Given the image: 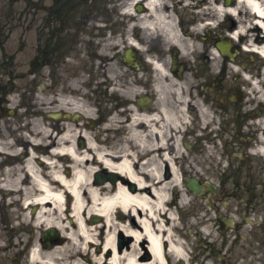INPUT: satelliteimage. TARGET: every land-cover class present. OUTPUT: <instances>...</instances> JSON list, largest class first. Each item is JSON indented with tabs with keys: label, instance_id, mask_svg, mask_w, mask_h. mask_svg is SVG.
I'll return each instance as SVG.
<instances>
[{
	"label": "flooded vegetation",
	"instance_id": "obj_1",
	"mask_svg": "<svg viewBox=\"0 0 264 264\" xmlns=\"http://www.w3.org/2000/svg\"><path fill=\"white\" fill-rule=\"evenodd\" d=\"M24 2L25 21L20 27L29 54L24 55L22 71L14 73L13 55H0V123L6 132L10 136L14 132L8 120L19 111L14 105V86L22 79L20 106L24 111L38 108L39 93L44 99L52 95L42 115L51 140L50 146L42 145L46 154L63 129L83 149L77 124L88 120L89 137L103 139L105 154L116 163L126 158L130 170L137 171L135 182L108 169L94 175L96 184L122 186L132 194L141 190L150 204L152 191L168 199L137 208L135 216L114 209L112 223L130 228L111 231L113 252L122 256L130 250L135 241L132 232L138 234L134 255L138 264L154 260L146 234L162 237L163 264H264V155L257 152L264 139L260 82L264 59L242 54V39L232 43L228 55L219 49L229 34L224 30L236 27V22L223 20L220 9L236 8V14H249V9L237 6L236 0H134L130 7L134 17L119 22L120 28L133 23L138 31L132 34L133 55L124 54L127 48L118 55L116 75L98 70L105 85L115 81L123 91L101 92L94 110L86 106L92 116L76 118L64 101L55 105L56 99H63L67 91L66 95L72 94L69 90L77 73L89 79L82 85L92 97L89 88L94 71L85 63L81 65L89 70L73 71L69 62L78 56L81 44L104 39L96 35L94 16L125 7L129 0ZM142 29L151 33L143 36ZM120 36L125 37V32ZM252 83L260 84L261 91H254ZM66 112L70 118L64 116ZM101 124L104 131H95ZM22 160L21 154L0 150V264H22L24 256L28 264H40L32 252L46 256L67 242L63 227L75 229L69 202L63 204L61 215L49 200L29 205L28 198H35L36 189L26 191L27 184L15 182L14 176ZM51 160H38L39 170L45 171ZM28 207L29 220L22 212ZM39 209L49 214L35 221ZM81 218L91 229L93 242L72 244L80 254L73 264H79L78 260L92 264L99 256L109 259L112 250L103 247V217L85 212ZM172 246H178L181 254L173 253ZM90 255L95 256L89 259ZM54 263L62 264L60 254Z\"/></svg>",
	"mask_w": 264,
	"mask_h": 264
},
{
	"label": "bare ground",
	"instance_id": "obj_2",
	"mask_svg": "<svg viewBox=\"0 0 264 264\" xmlns=\"http://www.w3.org/2000/svg\"><path fill=\"white\" fill-rule=\"evenodd\" d=\"M236 1L238 4L243 3L247 9H249V14H251L253 17L249 29L251 33L257 35L253 42L255 44L261 43L264 40V0ZM220 10L222 13L229 15L236 14V8L229 7L227 9L224 8ZM230 21L237 23V20L234 18H230ZM242 32L245 33L244 28H241L240 31H236L232 35L230 34L227 36V41L222 42L221 46L219 47L222 54H230L232 43L236 42V39L240 40L244 37L245 34ZM225 38L226 37H224V39ZM129 44L131 46H135V44L132 42ZM245 44H242L241 49L245 51L249 50L251 53H256L260 58L264 59V44L259 48L252 47V49L250 48V45ZM129 50L130 51H127L126 54L133 55L132 50ZM83 63L88 64L89 68L97 67L98 69L102 65H113L112 60L104 61V59L98 58H93V60L85 59L83 60ZM154 68L158 71L161 70L158 65H155ZM80 76L81 78H84V82H86L88 79L81 73H77L75 78L81 79ZM262 76L264 78V69ZM92 77L93 83L91 88H89L94 92L92 97L90 96L89 90L84 87V89L80 91L81 94H79L81 100L84 99L83 102H81V100L76 101V104L73 105L72 100H69L68 97H63V99L67 100L65 101L62 98L56 99L55 105L59 104V101H64L65 108H67L68 111H73L76 118H82L83 116L84 118L91 117L92 113L86 109V106L89 109L94 110L93 107L100 99L101 92L106 91L112 95L121 93L123 91L115 81H110L107 83V85H105V82L101 79L102 76L97 74V71L93 73ZM89 84L91 83L89 82ZM250 85L253 86L254 91H261L260 88L264 87V84H262L261 87L260 84L256 85L252 83ZM64 116L66 118H70L71 114L66 112ZM75 117H73V119ZM85 125L86 129H84ZM90 125L91 123H89L88 120H85L84 125L77 124L79 128L78 136H81L85 142L83 149L76 147L74 144L76 137L69 136L66 133V130L63 129L62 135L56 138V141L53 142V147L47 153L46 159L49 157L50 160H53H51L50 165L44 167L45 174H43L38 168L37 164L41 165L40 161H34V157L30 154H27V158L22 162L23 171H21V174H18L15 179V182L17 183H26L27 185L25 189L28 192H31L32 187L36 189L35 198H28L30 200L29 205H31L33 202L37 204H43L45 201L49 200L53 203L54 212L61 215L63 214V204H67L69 202V212L75 219L74 230L69 229L68 227H63L64 229H67L66 238L68 239L64 245L57 247L56 250L46 254V256H41L37 254V252H32L31 256L33 260L40 262V264H55L54 262L56 255L60 254L62 251H66V249L77 240L83 241V243L93 242L92 235L89 233V230L91 229L87 228L81 218V216L84 217L85 212L87 214H98L103 217L104 222L102 226L106 231L103 240V247L112 250V255L109 259L99 256L98 258L94 259V264H138L134 261V255L137 253V249L135 247L138 239L137 233H130L133 235L135 241L128 253L124 252L122 253V256H120L118 253L113 252L114 236L111 231L113 230L114 232L116 229L128 231L130 226L127 224L119 225L118 223H112L111 216L114 209H121L122 211L127 210L133 216H135L137 214V208L150 204L149 198L146 196L145 192L141 190H138L132 194L122 186H116L112 188L104 184L98 185L94 182V180H92L95 174L108 169H114L123 176H126L127 179H132L133 181L137 182V171L135 172L130 170V163L126 158L121 160L120 163H116L113 159L108 157L107 154H105V149L103 147V139L99 138L98 135L93 138L89 137L91 134L88 131V126ZM102 129L103 125L101 124V127H98V129H95V131L103 132L104 130ZM42 133H46V130L43 129ZM257 152L264 155V139H261V143L257 148ZM65 162L67 163V166H64ZM152 194L154 195L151 202L152 205L162 204L168 200L162 195V192L160 191H152ZM182 200L183 198H181V201ZM48 214V211L39 209L34 216V220L39 221L48 217ZM145 237L149 242V251L154 257L152 263L163 264L160 251L162 237L156 236L155 234H146ZM171 251H173V253L176 255L181 254L178 246H172Z\"/></svg>",
	"mask_w": 264,
	"mask_h": 264
},
{
	"label": "rangeland",
	"instance_id": "obj_3",
	"mask_svg": "<svg viewBox=\"0 0 264 264\" xmlns=\"http://www.w3.org/2000/svg\"><path fill=\"white\" fill-rule=\"evenodd\" d=\"M133 1L134 0H129V3L127 4V6L124 7L122 5L120 9L109 12L106 15H99V16L95 15L94 16L95 18L94 21L98 23V25L95 27L97 29L96 35L100 37V35L102 34L104 39L102 40L99 38H95L93 42H91L90 44H86L87 46L85 44H81L78 47V51H79L77 52L78 56L69 62V64L73 67V71L75 70L81 71L82 69H84L85 71L89 70L90 68L87 69L86 67H83L81 65V62L85 59H88V58L90 59L92 57H95L98 59L113 60V65H106L105 68L100 66L99 69L97 67L95 68L93 67L91 68V71L92 70L94 72L97 71V74H98V70H100V71H104L106 74L110 73V75L112 76L114 72H115V75L118 73V70H119L118 68L119 64L117 62L118 55H120L125 48L130 47L129 42L131 41L135 42V40L132 38V34L135 33L137 30L135 29L136 27L133 23H128L124 28L119 27L120 21H124L125 18L131 19L134 17L133 12L130 9V7L133 6L132 4ZM237 6H240V8L246 7L243 3H239L237 4ZM24 10H25L24 0H0V55L1 54L13 55L14 64H15V70H14L15 74L22 71V65H23L22 62L25 58L24 55L29 54L28 46L25 48V43L23 42V39H22L23 37L22 28L20 27V25H22V23L25 21V17L23 15ZM222 18L223 20L226 18L228 20H230V18H234L237 20L236 27L234 28V30L230 31V30L225 29L223 32L224 34H226L227 32L229 33L228 35L230 34L232 35L234 32L240 31L241 28H244L245 33L244 32L242 33L245 35L242 38V41L244 42V44L247 41L245 45L247 44L250 45V48L252 49V47L259 48L264 44V40L258 44H255L253 42L257 35L254 33H251L249 29L251 26L250 25L251 20L253 19L251 14L239 13L235 15H229L226 13H222ZM121 31L125 32V37L120 36ZM140 32L143 36L146 35L147 33H151V31H148L145 29L140 30ZM241 53L250 54V55L252 54L258 55L256 53L249 52V50L247 51L243 50V52L241 51ZM80 80H82L81 81L82 83L78 82ZM263 81H264V78L262 76V79L260 81L261 84H264ZM72 82L73 83L70 86V90H69L72 94L66 95V93L68 92L67 91L63 97H68L69 100L80 101L81 97L79 94H81L80 91L84 89V86L82 85L84 83V78L83 77L81 79L76 78L75 82L74 81ZM247 82L249 81L247 80ZM46 86L47 85H45V88ZM14 87H15V90H14L15 96L13 95L15 99L14 105L15 107L17 105L16 108H19V111L16 112V116L13 119L8 120V122L13 124L11 125V127L14 129L13 134L11 133L12 136H10V133L6 132V128L4 124L0 123V150L7 151V149H9V151L11 152H15L16 154H21L24 160L27 158V154L32 155L34 157L33 158L34 161L44 159V157L46 158L47 151H44L45 147L43 146H45L46 144L50 146L51 140L48 138L49 132L45 128L47 125L45 124L46 122L43 120L42 115L45 111L44 103L46 104L47 102L49 105H51V102L49 99L52 98V95L48 94V96H45V99H44V96L39 93L40 103H39L38 108L34 111L30 110L29 112H26L24 111V108L20 106L23 104L22 100H20L22 99L21 95L23 93L22 92V79L16 80ZM83 101L84 99L81 100V102ZM43 129L46 130V133L44 134L42 133ZM51 130L52 129L50 128V132H52ZM24 160H22L19 163V165L15 167V171H14L15 178L17 177L18 174H21V171H23L22 162ZM42 172H45V171H42ZM29 208L30 207H28L25 211H22L25 213L26 216L31 215ZM21 209L23 210V208ZM16 214H18V212H16ZM27 220H29L28 216H27ZM98 229H101V227ZM84 252H86V250L83 251L82 253ZM77 254L78 253L76 252L74 245L68 247L66 251L60 252L62 264L75 263L76 260L74 259H76L75 256ZM94 256L95 255H90L89 259L92 257L94 258ZM24 257H25L24 259H21V263L28 264L29 262L26 259V256ZM78 261H79V264L82 263L80 262V260ZM92 264H94V262Z\"/></svg>",
	"mask_w": 264,
	"mask_h": 264
},
{
	"label": "water",
	"instance_id": "obj_4",
	"mask_svg": "<svg viewBox=\"0 0 264 264\" xmlns=\"http://www.w3.org/2000/svg\"><path fill=\"white\" fill-rule=\"evenodd\" d=\"M224 53V52H223ZM225 54V53H224Z\"/></svg>",
	"mask_w": 264,
	"mask_h": 264
}]
</instances>
